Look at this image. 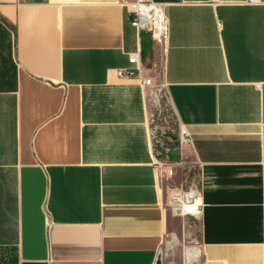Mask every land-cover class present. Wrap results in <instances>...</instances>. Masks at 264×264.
Returning a JSON list of instances; mask_svg holds the SVG:
<instances>
[{"label":"crops","instance_id":"1","mask_svg":"<svg viewBox=\"0 0 264 264\" xmlns=\"http://www.w3.org/2000/svg\"><path fill=\"white\" fill-rule=\"evenodd\" d=\"M136 1L0 0V264H164L181 220L168 192L191 175L184 264H264V0H148L166 18L164 93L192 134L173 160L153 90L115 74L141 46Z\"/></svg>","mask_w":264,"mask_h":264},{"label":"rangeland","instance_id":"2","mask_svg":"<svg viewBox=\"0 0 264 264\" xmlns=\"http://www.w3.org/2000/svg\"><path fill=\"white\" fill-rule=\"evenodd\" d=\"M152 41V52L150 58L146 57L147 67L153 68V74L158 82L162 81L164 51L162 46ZM159 100L152 115L151 125L154 131V140L157 145V152H161L159 158L173 160V154L178 147L179 124L174 112L165 96L164 90L157 94ZM196 183L195 176H188L186 187ZM178 222L176 234H167L163 243L164 264H184L185 252L195 243L197 237V219L192 217H181Z\"/></svg>","mask_w":264,"mask_h":264},{"label":"built area","instance_id":"3","mask_svg":"<svg viewBox=\"0 0 264 264\" xmlns=\"http://www.w3.org/2000/svg\"><path fill=\"white\" fill-rule=\"evenodd\" d=\"M262 0H243L244 4H257L262 3ZM138 5H148L150 7H156L162 9V4L148 1V0H137L135 2ZM163 11V10H162ZM132 19L131 24L137 30H144L150 33V38L162 46L165 53L166 41H167V24L166 18L164 16L165 25L162 30H156L154 24L151 20L145 21L144 16L135 9H132ZM128 63L127 67H121L115 69V74L118 77L127 79H137L140 81L142 87L151 88L156 98L155 101L159 100L157 94L164 90V82H158L155 76L145 75L146 71L150 69L147 68L142 59L141 46L137 45L134 50L128 53ZM179 145L192 143V134L184 126L179 125ZM157 164H159L158 159H154ZM167 203L171 211L181 217H192L198 219L201 214V195L197 183H191L186 188L173 189L168 192Z\"/></svg>","mask_w":264,"mask_h":264},{"label":"bare ground","instance_id":"4","mask_svg":"<svg viewBox=\"0 0 264 264\" xmlns=\"http://www.w3.org/2000/svg\"><path fill=\"white\" fill-rule=\"evenodd\" d=\"M135 10H138L145 21L151 20L156 30H162L165 25L163 11L161 8L150 7L148 5H138L135 3ZM188 255V254H187Z\"/></svg>","mask_w":264,"mask_h":264},{"label":"trees","instance_id":"5","mask_svg":"<svg viewBox=\"0 0 264 264\" xmlns=\"http://www.w3.org/2000/svg\"><path fill=\"white\" fill-rule=\"evenodd\" d=\"M140 44H141V54L142 59L146 57L150 58L152 52V41L150 38V33L148 31L140 30ZM146 65H150V62L146 63Z\"/></svg>","mask_w":264,"mask_h":264}]
</instances>
